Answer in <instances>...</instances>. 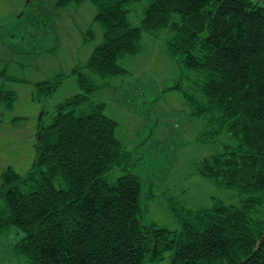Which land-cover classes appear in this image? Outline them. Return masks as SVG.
<instances>
[{"label":"trees","instance_id":"1","mask_svg":"<svg viewBox=\"0 0 264 264\" xmlns=\"http://www.w3.org/2000/svg\"><path fill=\"white\" fill-rule=\"evenodd\" d=\"M81 1L54 0L58 7ZM90 1L103 39L72 70L81 91L58 103L48 124L38 123L30 168L0 173V237L20 234L11 249L23 264H159L166 252L169 264H264V0H147L139 25L128 12L141 0ZM143 33L166 35L177 72L165 89L179 91L189 115L205 119L199 139L223 132L233 139L201 159L197 172L236 189L237 202L173 206L176 230L145 220L131 152L104 103L91 99L98 85L82 69L124 73L118 59L140 51ZM0 75L16 79L5 68ZM62 78L36 82L38 100ZM16 97L0 88L8 107ZM114 168L121 174L112 179Z\"/></svg>","mask_w":264,"mask_h":264},{"label":"rangeland","instance_id":"2","mask_svg":"<svg viewBox=\"0 0 264 264\" xmlns=\"http://www.w3.org/2000/svg\"><path fill=\"white\" fill-rule=\"evenodd\" d=\"M146 4L141 0L130 6L132 25H139ZM94 14L90 0L62 7L54 0H0V69L16 78L0 75V88L17 93L11 106L0 102V173L8 166L20 173L30 168L38 123L48 124L57 104L81 91L72 70L84 66L103 39ZM88 30L93 37L85 41ZM165 36L143 33L140 51L118 59L126 69L122 74L101 77L82 69L98 85L91 99L104 103V113L117 122L115 135L131 152L130 169L143 181L140 203L145 220L176 230L173 206L208 207L216 198L236 203L238 192L197 172L201 159L233 139L223 132L215 141H201L205 119L191 117L181 93L165 89L177 72L175 58L165 49ZM57 74L63 75L59 86L38 100L35 83ZM110 174L115 179L121 171L114 168ZM19 236L11 230L0 237V264L24 263L11 249ZM169 254L159 264H169Z\"/></svg>","mask_w":264,"mask_h":264},{"label":"water","instance_id":"3","mask_svg":"<svg viewBox=\"0 0 264 264\" xmlns=\"http://www.w3.org/2000/svg\"><path fill=\"white\" fill-rule=\"evenodd\" d=\"M41 115H42V111L40 112V117H41Z\"/></svg>","mask_w":264,"mask_h":264}]
</instances>
